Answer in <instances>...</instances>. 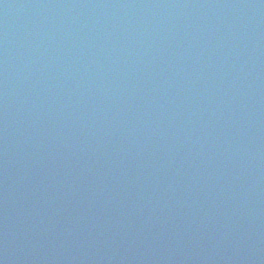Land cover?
<instances>
[{
    "label": "water",
    "instance_id": "1",
    "mask_svg": "<svg viewBox=\"0 0 264 264\" xmlns=\"http://www.w3.org/2000/svg\"><path fill=\"white\" fill-rule=\"evenodd\" d=\"M2 1H7V0H2ZM11 2H15L16 0H10ZM96 1V0H92ZM164 1H171V0H164ZM192 1V0H191ZM37 6H34L32 0H23L20 8L18 9V14L16 18V22H27L30 24V28H34L37 31H42L44 30V22L41 17V5H42V0H37L35 3ZM64 5L65 10L61 9V5ZM103 5H106L105 1H103ZM52 6H53V15H52V23H53V28L55 30V38H66L68 41H72L74 39H77L80 34H88L91 32L98 31L100 28V25L102 23V17L100 15H92L91 12V6H86L82 4L79 0H52ZM86 8H85V7ZM184 6L183 8H185ZM12 6H8L5 12L7 15L10 13ZM31 8V9H30ZM181 10V7L177 8V11ZM184 12V10H183ZM0 13H3L0 11ZM31 13V14H30ZM92 15V16H91ZM5 16L0 18V31L4 30L6 22ZM28 19V20H27ZM160 22H163V20H159ZM143 24V23H140ZM145 25H141L142 29L140 33L134 34V36H131V32H127L125 35L122 36L121 42L118 45V50L116 54H113L114 56V63H118V59H122V70H125V73H117V74H126V79H123L121 76H117L114 80V84L110 83V77L107 79L109 81V84L106 85L108 88L105 89L106 92H110L111 86H114V89H120L122 88L125 84L126 87H128V74H144L143 76H146V58L150 57L151 60H158L161 57V54H164V36H166L167 32L169 33L170 36H178L180 32H182V24L177 23L174 25V27L170 28L167 30V32L162 33L156 31V28L151 26L149 22H145ZM181 24V25H179ZM139 24H133L131 26L135 27ZM151 26V28H150ZM130 35V36H129ZM202 36V35H201ZM42 41H45L47 39L45 34H42L41 37ZM129 42H126V40H129ZM182 51L184 53V47H182ZM99 61H102L101 56L98 57ZM78 68L77 66H75ZM79 68H82L79 67ZM133 72V73H132ZM97 75L94 73H91L87 75L86 77H80L78 76L79 82L80 83H87L89 82V79L94 78ZM77 77V76H76ZM74 77V78H76ZM67 84L62 85V89L66 87ZM118 92H123L122 90H119ZM89 104V103H88ZM91 106H94V103L90 102ZM98 108V106H95ZM109 107H110V102H109ZM22 113L21 111L19 112V116L17 117L16 120H14L15 124H18L21 120ZM239 115L237 114L235 117V120H237ZM236 122V121H235ZM42 132H46V128L42 129ZM36 138V137H35ZM204 142H200V145L203 144ZM192 151H195L197 149V143H193L192 146ZM199 148V146H198ZM197 151V150H196ZM195 153V152H194ZM206 156L208 158L213 159V154L210 152H205ZM25 156H29V152L25 150ZM215 159V158H214ZM205 167L208 166L207 163H204ZM195 178H201V175L198 174H192L191 176H187V179L190 183H194V181H197L202 187L207 188V183L206 181H200ZM181 179V178H180ZM245 179V178H244ZM243 183V182H242ZM60 195L59 192L56 193L53 198H51L50 201H47V206L51 207L53 204L57 203L59 199H55V197ZM250 194H247L249 196ZM165 203V202H163ZM185 203L187 204L184 208L185 212H190L193 213L192 215H203V216H210V212L208 210H199V209H193L190 207V204H194L192 202H189L185 200ZM233 203V202H232ZM231 205V204H230ZM16 208V207H15ZM6 209V208H4ZM244 211V209H240L234 212V214L228 213L227 210L222 211L221 214L219 215L220 219H223V216H225V213L229 215L230 220H236V218L241 215V213ZM220 224V223H219ZM241 225V222H240ZM3 229V228H2ZM217 229V228H216ZM240 228H238L239 230ZM38 230V229H37ZM236 230V232H238ZM2 231V230H1ZM34 234V232H33ZM213 238V236H212ZM207 238H204V242H206ZM3 240L4 237L0 234V248L2 247H7V243ZM256 243L255 247H251V242ZM249 241L246 243L248 247L253 250L256 254L257 261H255L252 258H249L246 256L247 250L243 248L244 239L239 238L237 240L236 246L233 249V256L236 258L234 260L225 258L227 255L225 253V249L221 247L218 250H215L219 246V242L214 246V242L208 241L206 243H203L204 245L202 246L203 249L210 250V257L207 259H210V262L205 260V262H196V264H227V263H232V264H259L261 257L264 258V235H257L254 240ZM244 243V244H243ZM156 249L157 246H156ZM214 249V250H213ZM212 254H215V256H211ZM213 258V260H211ZM261 264H264V260H261ZM127 263V261H126ZM148 262H142L140 260L139 262H132V264H144Z\"/></svg>",
    "mask_w": 264,
    "mask_h": 264
}]
</instances>
